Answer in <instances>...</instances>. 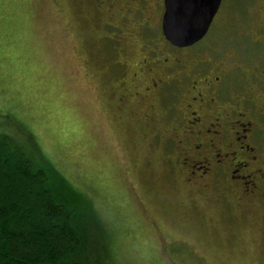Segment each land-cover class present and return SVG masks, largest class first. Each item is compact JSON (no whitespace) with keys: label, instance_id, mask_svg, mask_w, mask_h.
Segmentation results:
<instances>
[{"label":"rangeland","instance_id":"rangeland-1","mask_svg":"<svg viewBox=\"0 0 264 264\" xmlns=\"http://www.w3.org/2000/svg\"><path fill=\"white\" fill-rule=\"evenodd\" d=\"M225 3L226 20L217 17L196 50L238 48L236 27L227 42L217 36L228 15L245 16L246 0ZM102 18L79 0H0V136L28 154L36 148L91 202L93 264H264V205L190 191L162 148L142 141L149 104L117 101ZM139 56L138 45L127 73ZM172 243L179 250L168 253Z\"/></svg>","mask_w":264,"mask_h":264},{"label":"flooded vegetation","instance_id":"flooded-vegetation-1","mask_svg":"<svg viewBox=\"0 0 264 264\" xmlns=\"http://www.w3.org/2000/svg\"><path fill=\"white\" fill-rule=\"evenodd\" d=\"M225 1L205 37L187 48L173 47L163 36L164 0L79 3L104 15L105 55L111 57L104 66L117 77L122 91L117 101L135 109L149 104L141 117L147 126L142 141L162 148L168 170L177 171L190 191L234 196L243 208L264 205V3L246 0L244 17L232 14L220 23L221 41L237 28L238 48L196 50L216 18L222 14L226 20ZM138 45L140 56L127 73L130 52ZM156 108L168 126L162 134L155 126ZM164 247L168 253L179 250L174 243Z\"/></svg>","mask_w":264,"mask_h":264},{"label":"trees","instance_id":"trees-1","mask_svg":"<svg viewBox=\"0 0 264 264\" xmlns=\"http://www.w3.org/2000/svg\"><path fill=\"white\" fill-rule=\"evenodd\" d=\"M95 218L36 148L0 136V264H93Z\"/></svg>","mask_w":264,"mask_h":264},{"label":"water","instance_id":"water-1","mask_svg":"<svg viewBox=\"0 0 264 264\" xmlns=\"http://www.w3.org/2000/svg\"><path fill=\"white\" fill-rule=\"evenodd\" d=\"M221 0H195V3H182L179 0H168L166 3L164 0V15L162 19V33L165 40L173 47L177 48H187L200 42L207 34L209 27L212 23L214 16L216 15ZM172 10H182L185 8H196L200 11L202 15V20L199 29L193 37L185 40H180L178 42H173L169 40L165 31V18L168 14L169 9Z\"/></svg>","mask_w":264,"mask_h":264},{"label":"snow or ice","instance_id":"snow-or-ice-1","mask_svg":"<svg viewBox=\"0 0 264 264\" xmlns=\"http://www.w3.org/2000/svg\"><path fill=\"white\" fill-rule=\"evenodd\" d=\"M167 3L168 0H165ZM182 3H195V0H179ZM202 20L200 11L196 8L168 11L165 18V31L169 40L178 42L193 37L199 29Z\"/></svg>","mask_w":264,"mask_h":264}]
</instances>
